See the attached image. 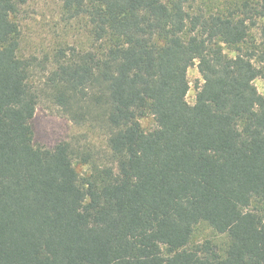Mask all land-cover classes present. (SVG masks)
I'll use <instances>...</instances> for the list:
<instances>
[{
    "label": "trees",
    "instance_id": "trees-1",
    "mask_svg": "<svg viewBox=\"0 0 264 264\" xmlns=\"http://www.w3.org/2000/svg\"><path fill=\"white\" fill-rule=\"evenodd\" d=\"M58 1L48 70L0 0V264H264V0ZM43 98L104 148L36 144Z\"/></svg>",
    "mask_w": 264,
    "mask_h": 264
},
{
    "label": "rangeland",
    "instance_id": "rangeland-1",
    "mask_svg": "<svg viewBox=\"0 0 264 264\" xmlns=\"http://www.w3.org/2000/svg\"><path fill=\"white\" fill-rule=\"evenodd\" d=\"M18 23L21 31L20 54L36 57L40 63L47 59L48 70L52 69L50 60L58 49L81 48L87 44L83 27L77 22L65 20L61 3L58 0H27L21 8ZM44 73L46 75L47 71L39 72L38 76L42 77ZM187 77L190 89L186 98L190 104H193L196 82L201 83V76L196 66L188 70ZM254 83L258 91L264 94V79L257 78ZM141 123L147 130L155 126L151 117L141 119ZM32 125L35 143L48 148H53L61 141L75 142L77 139L81 142H88L95 148L105 146V136L100 130H93L87 125L74 124L46 98H43L37 105ZM206 238L217 242L225 240L222 235H215L206 225H197L193 239L201 241Z\"/></svg>",
    "mask_w": 264,
    "mask_h": 264
}]
</instances>
